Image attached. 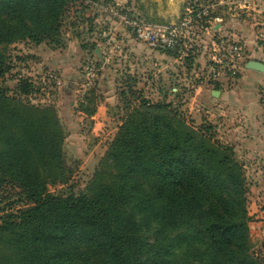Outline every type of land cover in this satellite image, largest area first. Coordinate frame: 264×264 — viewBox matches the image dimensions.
I'll return each instance as SVG.
<instances>
[{
  "label": "trees",
  "instance_id": "1",
  "mask_svg": "<svg viewBox=\"0 0 264 264\" xmlns=\"http://www.w3.org/2000/svg\"><path fill=\"white\" fill-rule=\"evenodd\" d=\"M74 1L0 0V80L3 47L57 36ZM17 89L33 90L26 80ZM140 105L146 110L127 114L84 191L53 194L48 186L67 173L56 112L0 85V182L25 198L0 222V264H262L250 253L248 190L233 147L204 118L195 127L169 103Z\"/></svg>",
  "mask_w": 264,
  "mask_h": 264
},
{
  "label": "rangeland",
  "instance_id": "2",
  "mask_svg": "<svg viewBox=\"0 0 264 264\" xmlns=\"http://www.w3.org/2000/svg\"><path fill=\"white\" fill-rule=\"evenodd\" d=\"M227 2L229 5L219 6L217 12L230 22L236 19V32L247 35L251 32L254 55L264 63V0ZM95 4L90 6L86 0L68 4L61 17L59 34L38 45L21 41L3 47L8 71L0 80L1 87L11 97L37 107L53 108L64 129L66 179L65 183L49 185V191L62 195L84 191L127 114L145 111L140 105L143 101L169 103L171 113L192 121V126L197 127L202 118L206 119L213 124L214 138L233 147L236 160L243 166L248 190L250 253L264 264V143L248 145L245 141L249 138L264 141V88L255 99L260 106L249 113L250 118L235 113L224 121L210 114L208 118L201 117V113L196 115L193 107L187 105L191 96L190 75L185 72L187 59H172L156 71L145 62L138 65L134 55L127 56L126 61L121 59L122 50L116 38L110 42L112 52L103 54L97 36L104 28L106 6L128 8L147 17L150 12L172 9L179 18L188 0H121V5L114 0H101ZM88 61L96 66L92 79H86L84 72ZM19 80L30 82L32 92L21 95L17 89ZM250 122H256L255 126L250 127ZM24 204L21 188L9 181L0 182V222L6 214L17 213ZM145 235L151 239L149 232Z\"/></svg>",
  "mask_w": 264,
  "mask_h": 264
},
{
  "label": "built area",
  "instance_id": "3",
  "mask_svg": "<svg viewBox=\"0 0 264 264\" xmlns=\"http://www.w3.org/2000/svg\"><path fill=\"white\" fill-rule=\"evenodd\" d=\"M86 4L94 5L89 1ZM224 5L229 4L223 0H188L179 20L172 25L147 23L123 7L106 6L103 9L137 42L151 50L168 53L175 60L194 59L200 55L202 63L194 62L190 70L193 80L220 90L232 85L245 65L241 39L232 32L218 33L214 28L222 21L218 17V7ZM97 36L102 53H111V33L103 28ZM95 71V63L88 61L84 68L86 79H92Z\"/></svg>",
  "mask_w": 264,
  "mask_h": 264
},
{
  "label": "crops",
  "instance_id": "4",
  "mask_svg": "<svg viewBox=\"0 0 264 264\" xmlns=\"http://www.w3.org/2000/svg\"><path fill=\"white\" fill-rule=\"evenodd\" d=\"M120 1L121 0H114L116 5H121ZM223 1L226 2L227 0ZM125 9L129 10L128 8ZM105 13L106 15L102 20V23L104 28L111 33V39H117L118 46H120L122 50L121 59H124V61H126L127 56L134 55V59L138 60V65L146 63L152 66V68L156 71H159L161 68L166 67L167 63H170L172 59H174L168 53L151 50L144 44L137 42L127 30L110 17L108 12ZM129 13L135 18L157 25H172L177 23L179 20L177 14L174 15L172 9H165L164 11H159L156 14L150 12L149 17L137 11L134 13L129 10ZM218 17L222 20L220 23H216L214 25V28L216 30L218 29V33L232 32L238 37L240 35L239 38L241 39L245 50L244 68L241 70L239 76L232 85L219 90L212 88L203 82L194 81L191 76V71L187 72L188 70H191V68L187 69L186 67L185 72L190 75L187 76L191 80L189 86L191 89V96L189 95L190 103H187V105L193 107L192 110L196 115L201 113L203 115L201 117H207V115L210 114V116H216L217 118L225 121L227 117L237 113V115L246 114V117L250 118L249 113L251 114L252 111H256L255 107L259 105L255 102V99L258 97V93L261 92V88H264V74L249 70L245 67L246 63L250 60L260 61L259 58L254 55V40L251 32L247 35L246 32L238 33L235 31V27H237L236 24H238L236 19H232L230 22L228 18H224L221 14H218ZM229 18H231V16ZM193 60L196 64L198 62L202 63L200 55L195 56ZM216 91L218 93L215 97L214 94H216ZM257 110H259V108H257ZM191 113L192 112H189V114ZM255 124L256 122H250L249 125L250 127H254ZM245 141L250 143L248 145L264 143V141H261L260 138H249Z\"/></svg>",
  "mask_w": 264,
  "mask_h": 264
},
{
  "label": "water",
  "instance_id": "5",
  "mask_svg": "<svg viewBox=\"0 0 264 264\" xmlns=\"http://www.w3.org/2000/svg\"><path fill=\"white\" fill-rule=\"evenodd\" d=\"M97 51V49H96ZM247 69L249 70H253V71H256L258 73H262L264 74V63L261 62V61H257V60H250L246 63V66H245ZM217 91H216V94H214V96L216 97L217 96Z\"/></svg>",
  "mask_w": 264,
  "mask_h": 264
}]
</instances>
